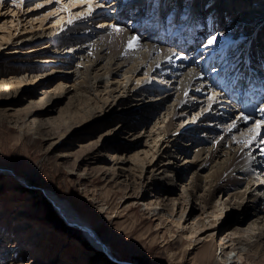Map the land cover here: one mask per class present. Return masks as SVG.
<instances>
[{"label": "bare ground", "instance_id": "6f19581e", "mask_svg": "<svg viewBox=\"0 0 264 264\" xmlns=\"http://www.w3.org/2000/svg\"><path fill=\"white\" fill-rule=\"evenodd\" d=\"M44 3L46 0L39 4ZM91 4L95 9L92 17H105L99 26L94 25L98 29L82 25L81 21L74 23L83 20L78 17L81 13L87 14V4L64 0L63 5H59L60 9L45 10L44 16L33 20L30 17L35 13L33 10L44 8L34 5L30 10L22 11L19 3L16 8L12 7L10 0L0 3V12L4 9L11 13L0 23V31L3 27L9 31L4 37L0 35V53L4 58L17 60L22 57L25 62H29L27 59L40 61V54L37 59L32 55L40 49L48 53L50 40L53 39L60 46L70 44L76 57L66 70L61 65L51 71H65L54 85L55 91L46 89L42 91V96L38 95V89L29 85L45 80L43 72L33 74V71L17 70L14 75L0 78V89H3L0 95H13L16 101L26 100L24 103L27 105L38 102L43 107L52 101L45 110L30 109L43 113L48 112L49 106H56L69 96L76 105L74 110L69 111L83 113L80 115L82 119L76 122L82 126L92 125L95 117L100 116L105 118L109 127L114 118L120 117L117 126L115 124L104 133L102 130L106 146L113 144L117 148L110 158L115 160L113 165L100 171L102 178L108 183L122 182L127 187L139 183L142 192L136 195L138 202L145 200L146 193L155 195L160 192L163 196L159 197L155 206L149 207V212L167 216L165 223L168 229L176 227L183 231L189 240L186 241L189 247L194 248L203 242L199 253L201 264H207V249L211 253L214 244L211 239L214 237L217 241L215 247L220 248V252L212 264H237V257H245L247 251L263 250L264 167L261 161L264 158L257 145L264 144L261 127L252 124L251 130L245 131L240 129L241 124L239 128H233L232 121L222 120L217 115L218 99L212 98L214 93L197 94L207 89L203 86L197 90L201 82L194 75L198 71L191 74L186 70L177 77L159 73L157 70L163 61L175 49L162 44L163 39L158 38L161 27H157L161 18L168 21L176 15L182 16L178 22L186 25L188 20L206 18L213 11L222 28L216 37L231 41L232 49L242 45L236 50L245 54L248 52L247 56L258 61L264 59V0H113L110 3L91 0ZM101 6L106 9L101 10ZM56 11L58 14L54 16ZM111 25L119 26L122 31H114ZM45 37H48L45 42L28 46L33 40ZM132 37H138L135 50L128 48L127 42ZM72 39L75 43L70 42ZM86 47L93 48V54L86 53ZM69 54L62 53L61 57H52L50 61L67 64L70 62L66 60ZM257 83L264 84V75ZM80 104L85 106L78 110ZM96 108H100L101 113L96 114ZM188 112L186 121H179ZM135 114L143 120L139 122V118L137 122H129V126L128 121ZM73 118H66L68 126L65 124L67 127L61 138L71 139ZM187 137L190 141L183 147L181 143ZM56 142H61V139L51 141V146ZM140 146L141 149H137ZM120 148L126 151L127 157L119 152ZM100 150L101 146H98L90 151L97 158ZM186 151L192 154L181 162V156ZM102 158L105 162L110 160H105V156ZM188 162L191 163L186 165ZM125 170L128 172L123 173ZM258 173L263 174L262 180H257ZM91 174H86V177ZM21 176L26 183H33L29 177ZM44 191L67 224L84 233L96 248L110 251L113 258L117 257L109 241L68 198L48 186ZM182 200L192 206L188 215L185 211L177 216L166 211L167 204L175 205ZM211 207L215 208L208 210ZM234 213L240 215L235 216ZM15 259L10 263L20 264L18 258ZM240 261L244 262V259ZM120 262L138 264L125 259Z\"/></svg>", "mask_w": 264, "mask_h": 264}, {"label": "rangeland", "instance_id": "374dc122", "mask_svg": "<svg viewBox=\"0 0 264 264\" xmlns=\"http://www.w3.org/2000/svg\"><path fill=\"white\" fill-rule=\"evenodd\" d=\"M44 1L27 0L20 7L22 11L30 10L31 6ZM63 2L64 0H60V3H56L53 0V3H44V7H42L44 9L33 10L35 13L30 17L36 20L38 16H44V13L51 9H60L59 5H63ZM16 6L12 7L16 8ZM9 11L1 9L0 23H3L2 20L5 16L11 14ZM57 14L58 11L54 12V16ZM8 16L10 17V15ZM104 18L101 16L98 21L91 20L94 22L93 24L89 19H85L81 23L83 25L88 23L90 27L99 26L98 24ZM1 29L2 37L8 34V29L5 27ZM47 38H37L28 46L45 42ZM50 42L53 46L50 45L47 49L48 53H44L42 52L44 49H40L41 51L32 55L33 58L40 54L38 58L42 60L36 62H33V59H27L29 62H25L21 60L22 57L11 60L4 58L3 53H0V78L14 75L17 70L18 72L33 71V74L43 72L46 79L36 81L37 83L29 86L36 87L40 96L46 89L55 91L54 85L61 79V73L65 71L58 70L52 73L51 71L55 69V66L61 65L66 70L76 57L71 51L70 44L60 46L58 43H54V39ZM70 42L73 43V39ZM86 48V53L93 54V48ZM65 52L70 53L68 55L70 57L67 56L68 59H66L70 60L69 63L50 61L52 57L59 58ZM36 67L38 70L35 71ZM48 73L50 74L48 75ZM100 88L102 89V86ZM0 90L3 91V89ZM16 100L13 95L9 96L5 93L0 95V264H11L10 262L16 260L15 258H18L20 264H122L120 260L124 261V259L138 264H201L202 258L199 253L203 242L198 243L194 248L189 247L186 242L189 240L183 231L176 227H173L172 230L168 229L167 216L162 217L161 213L154 215L149 212V207L155 206L159 197L163 196L160 192L154 193L155 195L146 193L145 200L138 202L136 195L142 192V186L139 183L127 187L122 182L108 183L102 178L100 173L103 169L113 165L115 160L110 158L115 154V150L117 151L116 145L108 144L106 146L103 140L104 135L101 136L102 130L104 133L115 124L117 126L120 117L114 118L109 127L105 118L100 116L95 117L96 120L92 125L82 126L76 123L82 119L80 116L82 112L69 111L76 108L69 96L57 103L56 106H49L46 113L37 109L44 108L45 110L52 101H48L43 107V104L38 102L27 105L24 103L27 102L26 100ZM81 106L85 105H78V110L82 108ZM31 108L37 109L33 112L30 111ZM100 111V108H96V114L101 113ZM189 113L181 116L179 121H186ZM69 116L70 119L74 117L72 127L74 133L70 140L69 138L66 140L60 135L68 126L65 122ZM139 118H141L139 121L141 122L143 118L135 114L131 121L127 119L125 122L128 121L130 126L129 122H137ZM252 124L242 125L240 129L250 131ZM105 137L107 139L106 135ZM188 138L181 143L183 147L189 143ZM58 139H61V142H56L51 146L50 142ZM98 146H101V150L104 152L100 150L97 158H94L92 152ZM138 148L141 149V146ZM123 150L120 148L119 152L125 153L126 156V151ZM190 154L192 153H184L181 156V162H184ZM104 156L105 160L106 158L110 160L105 162L102 158ZM190 163L188 162L186 165ZM72 167L75 169L72 170ZM205 171L207 173V170ZM126 172L128 170L123 173ZM88 173L92 174L86 177ZM21 175L29 177L33 183H26L21 179ZM262 176V173H258L257 180H262ZM85 178L87 179L85 180ZM46 186L68 198L79 213L101 232L105 240L109 241L117 257L113 258L110 251L96 248L84 233L67 224L45 193ZM44 200L48 201L72 230L69 228L67 230L48 218V209ZM166 208L169 214L173 212L176 216L184 211L186 215L192 212V206L188 205L186 200L175 205L167 204ZM214 208L211 207L208 210ZM234 215L240 214L234 213ZM211 241L214 244L211 253L207 249L209 254L207 264H212L220 252V248L215 247L217 243L215 237ZM241 259H244V262L240 261ZM236 262L237 264H264V244L263 250L253 253L249 250L245 257H237Z\"/></svg>", "mask_w": 264, "mask_h": 264}, {"label": "snow or ice", "instance_id": "6c2138e0", "mask_svg": "<svg viewBox=\"0 0 264 264\" xmlns=\"http://www.w3.org/2000/svg\"><path fill=\"white\" fill-rule=\"evenodd\" d=\"M56 3H60V0H55ZM70 3H80V4H87V14L85 13H81L79 15V19H88L91 14L95 11V9L93 8L92 4H91V0H69ZM0 3H4V0H0ZM11 3L13 5H17L18 3L19 4H23L24 3V0H11ZM46 3H53V0H46ZM36 7L37 8H42L44 7V4H36ZM69 23H73V21L69 20ZM111 28L116 31V32H120L122 31V29L117 26V25H111ZM216 41V37H212L210 40H209V44H213L215 43ZM138 42V37H132L131 39L128 40V48L130 50H135V47H136V44ZM215 94L213 95L212 98H214ZM260 112L264 113V108H260L259 109ZM242 115V119L247 122L248 120L252 119V117L250 116H246V115ZM261 123H264L262 121H256V127L259 128L261 126ZM233 128L237 127L235 124L232 125ZM252 139H256V137H253ZM264 139V138H262ZM250 142V141H249Z\"/></svg>", "mask_w": 264, "mask_h": 264}, {"label": "trees", "instance_id": "16d2710c", "mask_svg": "<svg viewBox=\"0 0 264 264\" xmlns=\"http://www.w3.org/2000/svg\"><path fill=\"white\" fill-rule=\"evenodd\" d=\"M46 203L47 211H48V218L54 222H56L58 225H60L63 228H66L68 230V226L63 221V219L58 215V213L55 211V209L48 203V201L44 200ZM70 230V228H69Z\"/></svg>", "mask_w": 264, "mask_h": 264}, {"label": "water", "instance_id": "95a60500", "mask_svg": "<svg viewBox=\"0 0 264 264\" xmlns=\"http://www.w3.org/2000/svg\"><path fill=\"white\" fill-rule=\"evenodd\" d=\"M44 190V189H43ZM105 250V249H104ZM115 260V259H114Z\"/></svg>", "mask_w": 264, "mask_h": 264}]
</instances>
